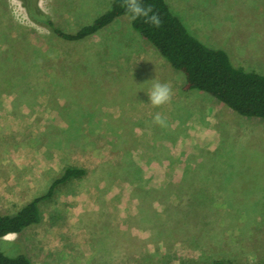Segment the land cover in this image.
I'll list each match as a JSON object with an SVG mask.
<instances>
[{"label":"rangeland","instance_id":"374dc122","mask_svg":"<svg viewBox=\"0 0 264 264\" xmlns=\"http://www.w3.org/2000/svg\"><path fill=\"white\" fill-rule=\"evenodd\" d=\"M112 2L37 0L64 30ZM166 2L205 45L264 75V0ZM184 80L128 15L68 41L22 0H0V213L41 198L39 222L7 235L3 252L33 264L263 263L264 168L251 162L264 160V118L224 104L217 114L219 101ZM154 82L172 88L159 108ZM200 159L225 160L222 174L178 166ZM68 166L85 173L48 194Z\"/></svg>","mask_w":264,"mask_h":264},{"label":"trees","instance_id":"16d2710c","mask_svg":"<svg viewBox=\"0 0 264 264\" xmlns=\"http://www.w3.org/2000/svg\"><path fill=\"white\" fill-rule=\"evenodd\" d=\"M22 1L32 22L68 41L83 40L120 16L128 15L133 28L149 41L174 69L183 73L184 89L205 91L241 115L264 118V75L234 66L224 50L205 45L171 12L166 0H141L142 4L151 6L152 12L159 16V27L145 23L143 17L133 20L126 10L125 0H113L104 13L75 30L58 27L52 16L38 6L37 0ZM135 171L137 175L142 173L138 169ZM84 173L85 169L82 167H66L63 173L52 181L48 194L58 184L72 177L81 178ZM40 199L35 197L14 212L0 213V264H33L25 252L12 256L4 253L1 241H9L5 239L8 234L20 233L39 222ZM210 264L239 263L217 259Z\"/></svg>","mask_w":264,"mask_h":264},{"label":"clouds","instance_id":"9594fccd","mask_svg":"<svg viewBox=\"0 0 264 264\" xmlns=\"http://www.w3.org/2000/svg\"><path fill=\"white\" fill-rule=\"evenodd\" d=\"M125 7L133 20L143 17L145 23L153 24L156 27L160 26L159 16L152 12L151 6L142 4L141 0H125ZM148 95L150 103L154 107L159 108L171 101L172 88L168 83L154 82ZM153 122L164 126L166 119L161 113L157 112L153 116Z\"/></svg>","mask_w":264,"mask_h":264},{"label":"crops","instance_id":"0c3cea01","mask_svg":"<svg viewBox=\"0 0 264 264\" xmlns=\"http://www.w3.org/2000/svg\"><path fill=\"white\" fill-rule=\"evenodd\" d=\"M244 68V67H243ZM263 74V73H262ZM202 100V102H203V104L205 105V106H207L208 104H206V103H208L209 102V100L207 99V100H205V99H201ZM208 107H210V108H213L214 110H215V113H217V114H221L222 112V110H220V108L221 107H224V105L221 103V102H218L217 104H215V105H213V104H211V106H208ZM228 107V106H227ZM230 108V107H229ZM224 110V109H223ZM192 113H194V111H192V110H190ZM230 111V110H229ZM226 114H230V112H225ZM223 114V113H222ZM149 146H150V148L152 149V147H151V142L149 141ZM220 161H225V160H222V159H212V160H205V159H200V160H195V162H193L192 163V161L191 162H188V163H184L183 165H178V166H189V167H195V170L193 169V168H191V169H193V170H189V172L190 173H197L198 172V176L199 175H205V176H208V177H214L215 175H217V174H222V168H223V164L224 163H222V162H220ZM239 162L238 163H240V162H243V161H240V160H238ZM155 163V165H156V161L155 160H153V159H150V162L149 163ZM236 163V166H237V162H235ZM142 164V163H141ZM251 164L253 165V166H255V167H257V166H259V167H263L264 168V160H262L261 162H258V161H254V162H251ZM204 167L205 168H208V167H212L213 169H211V170H207V169H204ZM178 172V171H177ZM185 174H186V172H184ZM263 173H264V170H263ZM177 177V176H176ZM30 200H32V199H30ZM29 200V201H30ZM24 205V204H23ZM256 213H261V211H258V212H256ZM11 234H13V233H11ZM9 235V234H8ZM5 239H7V240H9L8 238H6V236H5Z\"/></svg>","mask_w":264,"mask_h":264}]
</instances>
